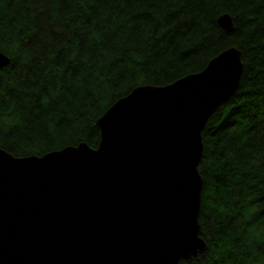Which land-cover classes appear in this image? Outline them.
Instances as JSON below:
<instances>
[{
	"label": "trees",
	"instance_id": "obj_1",
	"mask_svg": "<svg viewBox=\"0 0 264 264\" xmlns=\"http://www.w3.org/2000/svg\"><path fill=\"white\" fill-rule=\"evenodd\" d=\"M228 14L233 30L217 18ZM236 47L243 73L202 131L206 251L179 264H264V0H0V149L41 156L86 143L138 86L202 71Z\"/></svg>",
	"mask_w": 264,
	"mask_h": 264
},
{
	"label": "water",
	"instance_id": "obj_2",
	"mask_svg": "<svg viewBox=\"0 0 264 264\" xmlns=\"http://www.w3.org/2000/svg\"><path fill=\"white\" fill-rule=\"evenodd\" d=\"M217 24L233 30L228 14ZM9 64L0 52V69ZM242 73L230 47L198 73L113 103L96 120V148L0 149V264H179L206 251L202 131Z\"/></svg>",
	"mask_w": 264,
	"mask_h": 264
}]
</instances>
